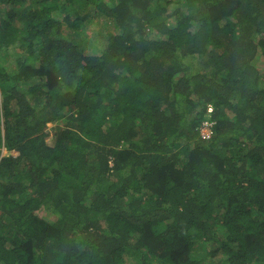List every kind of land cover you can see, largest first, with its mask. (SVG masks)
Segmentation results:
<instances>
[{
  "label": "trees",
  "instance_id": "1",
  "mask_svg": "<svg viewBox=\"0 0 264 264\" xmlns=\"http://www.w3.org/2000/svg\"><path fill=\"white\" fill-rule=\"evenodd\" d=\"M0 52V264H264V0H0Z\"/></svg>",
  "mask_w": 264,
  "mask_h": 264
},
{
  "label": "rangeland",
  "instance_id": "2",
  "mask_svg": "<svg viewBox=\"0 0 264 264\" xmlns=\"http://www.w3.org/2000/svg\"><path fill=\"white\" fill-rule=\"evenodd\" d=\"M6 7H10V5H6ZM19 6H17L16 8H18ZM65 16V14L63 15ZM103 19H93L90 18L89 21H85L84 23H82V29H78L77 31H73L70 28H64V35L66 37H76L77 33L80 32V30L82 31V34L85 37H82L83 39H85L84 41L87 42V48H86V52L87 53H98L100 52L101 49H103L104 45H105V40L102 38L101 36V31L100 30V24L103 22ZM16 51V47L14 48H10L8 53H13ZM2 53V52H0ZM257 66L259 67V70L261 72V74L264 75V58L262 59H258L256 61ZM55 124H48L47 125V131L49 132V137L47 139V142L52 144V142L54 141V134H55ZM2 151V156L8 154V151H6L5 149L1 148ZM12 155H17V152L12 151L11 152Z\"/></svg>",
  "mask_w": 264,
  "mask_h": 264
},
{
  "label": "built area",
  "instance_id": "3",
  "mask_svg": "<svg viewBox=\"0 0 264 264\" xmlns=\"http://www.w3.org/2000/svg\"><path fill=\"white\" fill-rule=\"evenodd\" d=\"M212 112H213L212 106H208L207 108L208 117H210ZM208 117L203 121L201 129H200V137L203 140L211 138L213 134L212 128H213L214 122L210 120V118Z\"/></svg>",
  "mask_w": 264,
  "mask_h": 264
}]
</instances>
